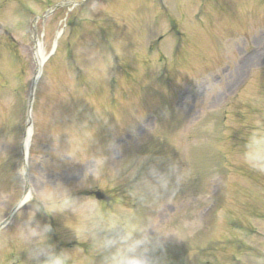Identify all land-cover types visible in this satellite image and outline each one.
Segmentation results:
<instances>
[{
	"label": "rangeland",
	"instance_id": "obj_1",
	"mask_svg": "<svg viewBox=\"0 0 264 264\" xmlns=\"http://www.w3.org/2000/svg\"><path fill=\"white\" fill-rule=\"evenodd\" d=\"M31 111L0 264H264V0H0V220Z\"/></svg>",
	"mask_w": 264,
	"mask_h": 264
},
{
	"label": "bare ground",
	"instance_id": "obj_2",
	"mask_svg": "<svg viewBox=\"0 0 264 264\" xmlns=\"http://www.w3.org/2000/svg\"><path fill=\"white\" fill-rule=\"evenodd\" d=\"M42 63V62H41ZM37 82L35 81V84H36ZM32 138V131L30 132H28L27 133V136L25 137V144H24V146H25V149H24V151H26V156L28 155V151H27V149H28V145H29V140ZM29 192V194L27 195V199H28V197H30L31 196V191H28Z\"/></svg>",
	"mask_w": 264,
	"mask_h": 264
}]
</instances>
